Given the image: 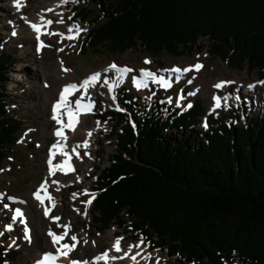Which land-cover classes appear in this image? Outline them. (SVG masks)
Listing matches in <instances>:
<instances>
[{
    "label": "trees",
    "instance_id": "1",
    "mask_svg": "<svg viewBox=\"0 0 264 264\" xmlns=\"http://www.w3.org/2000/svg\"><path fill=\"white\" fill-rule=\"evenodd\" d=\"M92 1L104 18L87 35L92 48L178 57L207 39L230 68L264 69V0ZM76 10L88 19L86 8ZM9 60L0 53V165L21 129L4 110ZM124 101L130 115L113 114L114 154L90 189L95 225L123 227L127 218L152 248L184 264H264V109L255 117L244 110L239 126L207 122L202 133L196 102L180 114Z\"/></svg>",
    "mask_w": 264,
    "mask_h": 264
},
{
    "label": "rangeland",
    "instance_id": "2",
    "mask_svg": "<svg viewBox=\"0 0 264 264\" xmlns=\"http://www.w3.org/2000/svg\"><path fill=\"white\" fill-rule=\"evenodd\" d=\"M9 1L0 0V53L8 56L9 61L12 63L3 82V100L4 110L10 116L19 119L21 129L16 133L14 146L7 151V156L0 165V170H3L0 171V194H3V198L0 199V232L3 233L0 235V264H36L45 253L53 252L55 254L51 238L47 235L48 230L51 228L54 233L59 235L64 230L57 227V224L69 223L71 230L65 240L60 243H73L70 240L72 235H75L80 241L76 248L69 253V258L72 260L80 261L82 259L88 261L89 264H95V258L105 251L111 250L113 241L122 237L123 239L120 241L122 252L128 251L130 245L134 246L143 241L140 244V250L143 251V253L141 252L142 256L150 254L153 258L151 261H147L139 256L137 258L138 264H155L157 257L160 258V264H184L182 259L176 256L169 257L161 249L152 248L144 236L131 230L127 218H124L125 225L123 227L113 225L107 229H100L95 225V217L91 210L92 203L87 206V216L83 215L85 212V203L83 202L90 198L84 195V192L86 190L88 193H92L90 189L93 187L95 175L98 174L96 170L109 165L115 150L114 144L116 141L114 137H110V130L115 125L113 114H119L120 112L116 110L118 106L110 98L111 92L108 91V87L104 85L103 80L108 79L109 83L114 85L112 94L115 101L118 100L124 104L126 101L123 102V95H127L132 100L134 98L136 103L144 110L162 105L165 107V111L176 110L181 114L189 109L187 105L192 106L196 102L203 114L198 118L199 123L194 130L204 133L208 130V125L206 128L204 127L205 121H216L224 117L226 123L239 126L245 122L244 110L250 116L255 117L264 109V86L257 83L258 81H264V69L250 68L246 63L242 65L240 71L230 68L227 60L215 55V43L207 39L198 41L196 45L189 49H183L178 57H171L166 54L152 57L138 46L127 50L123 54H111L105 48H92L86 44L88 33L104 22L100 7L92 0H77L76 3L69 0L67 4H64L62 0H24L22 14L17 13L12 7L8 10L3 9L5 6L10 5ZM51 6H55L58 11L55 10L51 13L45 11L46 16L50 14L46 20L51 19L53 21V24L45 29L46 31H59L67 34V28L72 24L86 28L87 31L81 32L74 41L64 40L62 43L58 42L60 41L59 36L43 35L41 41L43 40L46 45L50 46L37 52L35 35L27 37L29 28L21 20V17L28 15L32 23H39V19L43 17L40 15V12L44 11L42 8L48 9ZM82 8H86L90 12L86 21H82L73 15V13H77L76 9ZM57 13L63 14L64 23H55V21L61 19ZM1 14L5 16H1ZM69 16H72L71 20L68 19ZM13 31L17 33L15 36L11 34ZM72 44L75 47L70 46ZM60 48H63V51H59ZM56 57L59 58L61 65L73 70L78 75L88 69L92 70V74L101 72V80L95 88L89 89L88 93L90 97L91 92L95 93L93 97L95 103L94 114H82L80 116L86 115V127L97 125L96 122L99 121L100 128L98 127V131L91 137V148L88 149L90 157L85 155L79 147L77 149L79 155L73 151L72 147L67 148L68 154L79 161L82 160L84 165L74 168V171L65 175V177H71V181L67 184L60 183L58 185L59 192L56 189L57 185L52 182L47 186L49 194L53 193L60 202L57 209H55L54 207L51 208L48 201H45L46 206L50 209L49 217L58 216L60 220L54 222L44 216L43 222L39 224L36 215L29 217L24 212L23 207L27 204L26 197L33 198L31 194L29 195L30 190L37 191L38 189L34 186L41 184L39 179L41 170H48L49 168L45 163L46 152L44 149L47 148L46 144L52 137L49 133L51 129H43L42 121L44 116H47V112L37 106V102L40 97H44L46 85H51L55 89L58 88L54 78L57 72L55 67ZM145 59L149 60L150 63L144 64ZM197 62L203 65L201 70L204 73L197 74L200 70L190 71L183 74L178 82L175 79V74L164 71L172 67H189ZM111 63H115L120 67L126 66L133 69V71L123 80L118 81L114 73L104 72V68ZM24 64L27 67H21ZM145 68L166 76L172 81V86L165 90L160 85L148 81L147 88L137 90L131 83L130 77L137 76L140 78L139 69ZM40 69L43 71H40ZM18 78L21 80L16 82ZM235 78L241 79L243 83L256 84L258 87L255 86L250 90L247 86H242V83H239L238 87L235 88L233 83H229L220 89H216L212 85L216 80L234 81ZM189 79H191V83L187 82ZM72 80L73 82H79L77 78ZM44 84L46 85L44 86ZM210 88L213 93L208 95L207 91ZM179 89L183 91L180 94L177 92ZM189 93L194 94L189 95ZM79 95H82V93H75L69 97V100L74 104ZM181 96L183 97L182 100L180 99ZM213 96L229 97V99L227 101L222 100V106L212 112ZM237 96H239V100L235 99ZM169 98H171L172 103L168 102ZM178 100L180 106H177L176 102ZM121 109L124 111L123 114L130 115L128 109ZM63 117L67 118L66 115H63ZM47 119L50 122L52 121L50 118ZM84 139V134H80L77 140L84 141ZM54 161L58 163L60 158H55ZM56 176L57 174L52 176L51 179ZM59 177L63 178V173H60ZM74 193L77 195H73ZM23 194H26V197ZM8 197L15 198L17 202L14 203ZM21 200L24 203H19ZM4 204H8L9 207L4 208ZM16 208L21 209L24 213L25 224H21L19 218L15 222L11 220ZM8 225H11V230H7L6 226ZM25 227L28 229L30 239L25 237ZM153 240L156 239L153 238ZM84 241H87V243ZM56 247H59V245H56ZM130 262L134 264L131 259ZM57 264L69 263L57 262ZM99 264H104V262L100 261ZM108 264L119 263L117 260H109ZM234 264L239 263L234 261Z\"/></svg>",
    "mask_w": 264,
    "mask_h": 264
},
{
    "label": "snow or ice",
    "instance_id": "3",
    "mask_svg": "<svg viewBox=\"0 0 264 264\" xmlns=\"http://www.w3.org/2000/svg\"><path fill=\"white\" fill-rule=\"evenodd\" d=\"M62 2L64 4H67L69 2V0H62ZM72 2L76 3L77 0H72ZM14 7L17 10H19L21 8L20 0H14ZM47 11L51 12V11H53V9H48ZM57 15H59L61 17V19L55 21V23H57V24L64 23L63 14L57 13ZM73 15H75V14L73 13ZM21 19H24L26 23H29L30 28L35 33V39L37 41V48H36L37 52L41 51V49L44 47L50 46V45H46L43 41H41L42 35L59 36L60 41H58V42L62 43L64 40L74 41L79 37L81 32L87 31L86 28H81L79 25L72 24V25L68 26L67 34L63 33V32H57V31L48 32L45 29L47 27H50L53 24V21L51 19L43 20V18H42L41 23H31V22L27 21V19L25 17H21ZM68 19L71 20L72 16H69ZM11 34L13 36H15L17 33L15 31H13ZM70 46L75 47L74 44H72ZM58 50L63 51V48H60ZM143 63L149 64L150 61L145 59L143 61ZM202 67H203V65L197 62L194 65H191L189 67H184V68L172 67L170 69H165L164 71L174 73L175 79L178 82L183 74H186L190 71H199L202 69ZM64 70L69 71L68 69H64ZM132 71H133V69H131V68H128L126 66L120 67V66L116 65L115 63L109 64L104 69V72L114 73L116 75V78L118 81L123 80ZM139 77L140 78H138L137 76H131L130 77L131 83L136 87L137 90L147 88L148 81H151L152 83L160 85L165 90H167L168 88H170L172 86V81L169 78H167L164 75H160L159 73H155L153 71L141 69L139 72ZM100 80H101V72H96V73H93L92 75L88 76L82 82H80L78 84L77 83H69V84L65 85L64 88L59 93L58 101L52 105L51 119L53 121H55V123L57 125H59V127L55 131V136L58 138V140L56 143L52 144V149L54 151H52L50 153L48 161H47L48 166H49V168H48L49 176H54L57 172H60V173L67 175L69 172L74 171V168L72 167V165L70 163L69 154L67 151H65L67 137L65 136L64 129L66 128L70 131H75L76 126L79 122V117L82 114H94L93 109L95 107V103H94V101L91 100V97L88 95V93H89V89L95 88L97 83ZM187 82L191 83V79H189ZM103 83H104V85H107L109 92L113 91L114 85L110 84L108 79H104ZM229 83H234V81H221V82L214 84L213 87L216 89H220V88L224 87L225 84H229ZM257 83L264 86V81H258ZM255 86H256L255 84L247 85V87L250 90L253 89ZM77 92H81L82 95L79 98L75 99L74 104H73V102L69 100V97L73 96ZM193 94L194 93H189V95H193ZM85 97H87V102H85ZM112 99L115 100V97L113 96ZM180 99L182 100L183 97L181 96ZM212 99H213L214 104H213V108L211 111L214 112L215 109L220 108L222 106V100L227 101L229 99V97H223L222 98L219 96H213ZM235 99L239 100V96L235 97ZM168 102L172 103L171 98H169ZM176 103H177V106H180L179 100ZM224 106H227V105H224ZM187 107L190 108L191 105L189 104V105H187ZM116 110L121 111L122 109L117 108ZM62 114L67 116V123L63 122V115ZM96 124H97V127H99L100 122L97 121ZM204 127L205 128L207 127L206 121L204 123ZM87 135H88V137H91L92 132L88 131ZM62 141L65 143H62ZM80 146L87 149L89 147V141L87 139L84 140L82 142V145L75 146L73 148V151H77L78 147H80ZM57 155L64 157V159L62 160V162L53 165V158H55ZM77 155H79L78 152H77ZM85 155H88V153L85 152ZM0 171H3V170H0ZM47 183H48L47 181H45V183H42L39 186V189L33 193V196H34V199L37 202H39V204L41 206H44L45 201H48L51 204V207H55L53 197L47 191V186H46ZM52 183L53 184H59V181L53 180ZM58 190H59V188H57V191ZM41 193H43V195ZM73 195H77V194L74 193ZM84 195L90 197L87 201L83 202V203H85V212L83 213V215L87 216V206L91 205L92 200L95 199V194L94 193H88L85 190ZM2 198H3V194H0V199H2ZM8 199L12 200L14 203L17 202L15 200V198H13V197H8ZM19 203H24V201L21 200V201H19ZM3 206H4V208L9 207L8 204H4ZM49 212H50V209L48 207H43V215L46 218H50L54 222L60 220V217H58V216L49 217ZM18 218H19L21 223H24V219H23L24 213L21 211V209L16 208V209H14V214L11 216V220L13 222H15V221H17ZM6 227H7V230H11V225H8ZM57 227L63 228L64 231L62 234L58 235V234L54 233L51 230V228H49L48 233H47V235L51 238V243H52L53 247L55 248V254H53L52 252L45 253L43 255V257L36 262V264H57V261L61 257L68 259L69 253L72 252L76 248V245L80 242L75 235H72L70 237V240L73 243L69 244L68 242H64L61 244L60 242L64 241L65 237L68 236V233L70 232L71 227H70V223L69 224H57ZM24 231H25V237L30 239V237L28 236L27 227H25ZM2 234L3 233L0 232V235H2ZM121 239H123V238L122 237L117 238L113 244L112 250H114L117 253H120L122 251V249L120 247ZM84 242L87 243V241H84ZM142 243H143V241H140L139 244H136L134 246L130 245L128 248V251L124 252L122 256H110L109 251H105L103 254H101L100 256H97L95 258V264H99L100 261H103L104 264H108V261L110 259L111 260H117V259L123 260L125 258H128L129 254L132 252L133 247L138 249V251H136L135 254H132L130 256V259L134 262V264H138L137 257L142 256L141 251H139L140 244H142ZM56 245H59V247H56ZM142 258L147 260V261H151L153 259L150 254L147 256H142ZM69 264H89V262L88 261L69 260ZM155 264H160V258H158V257L156 258Z\"/></svg>",
    "mask_w": 264,
    "mask_h": 264
},
{
    "label": "bare ground",
    "instance_id": "4",
    "mask_svg": "<svg viewBox=\"0 0 264 264\" xmlns=\"http://www.w3.org/2000/svg\"><path fill=\"white\" fill-rule=\"evenodd\" d=\"M22 2V1H21ZM20 2V3H21ZM9 3H10V5H8V6H5L3 9H6V10H8V9H10L11 7L12 8H14L15 9V11L17 12V13H20V14H22L21 12V8L19 9V10H17L15 7H14V0H10L9 1ZM49 8V7H48ZM40 9V8H39ZM43 10H46L47 8H42ZM48 10V9H47ZM46 10V11H47ZM32 13V12H31ZM30 15V14H29ZM46 15V14H45ZM1 16H5L4 14H1ZM22 17H25L26 19H27V21H29V22H31L30 21V19L28 18V15L27 16H22ZM42 17V16H41ZM25 21V20H24ZM32 23V22H31ZM29 24V23H28ZM30 32V33H29ZM29 32L27 33V37L29 38V37H31V35H35V33L33 32V31H31V30H29ZM31 40V39H30ZM43 41V40H42ZM61 63V62H60ZM59 63V58L58 57H56V70H57V72L55 73V75H54V78H55V80H56V82H57V84H58V88L57 89H55L54 87H52L51 85H46V84H44V86L46 85V89H45V95H44V97H40L39 98V100H38V102H37V106H39L41 109H43V110H45L46 112H47V116H44V119H43V121H42V126H43V129L44 130H50V134H51V139L49 140V142L46 144L47 145V148H45L44 150H45V152H46V155H45V157H46V160H45V163H47V160H48V158H49V155H50V153L52 152V151H54L53 149H52V144H54V143H56L57 142V140H58V138L55 136V131L57 130V126H56V123H53V122H50L47 118H50L51 116H52V112H51V108H52V105L57 101V96H58V92H59V90H60V86H62V85H64V84H68V83H71V82H73V78H77L78 80H79V82H82L85 78H87V76L88 75H90V74H92L91 72H92V70H90V69H88V70H84L82 73H81V75H78L76 72H74L73 70H71V69H68L69 71H65L64 69H67V68H65L63 65H61ZM27 67V65L26 64H24V65H22L21 67ZM105 69V68H104ZM42 69H40V71H41ZM43 71V70H42ZM51 72V71H50ZM199 73H204V71H202V70H200V72H198L197 74H199ZM40 74V73H39ZM49 74V73H48ZM42 76H43V73L41 74ZM44 78V77H43ZM53 78V79H54ZM21 79L20 78H18V80H16V82H19ZM44 80V79H43ZM234 80V83H233V85H235V88H237L238 87V85H239V83H242V86H247V85H249V83H243L242 81H241V79H239V78H235V79H233ZM218 82H221V81H219V80H216L215 82H213V84L212 85H214V84H216V83H218ZM44 83V82H43ZM256 85V84H255ZM257 86V85H256ZM260 86V85H259ZM258 87V86H257ZM207 93H208V95H211L212 93H213V90L210 88L208 91H207ZM91 94V100L93 101V97L95 96V93L94 92H91L90 93ZM81 95H79V97H80ZM110 96H112L113 97V95L111 94ZM113 100V99H112ZM85 102H87V98H85ZM50 116V117H49ZM64 120L65 121H67V118H64ZM87 126V117H86V115H84L83 117H80L79 118V122H78V124H77V126H76V129H75V131H70V130H68V129H66L65 130V136L67 137V140H66V147H65V151L67 150V148L70 146V147H72V148H74L75 147V145H82V140H77L78 139V137L80 136V134H84V137H85V139H87L88 141H89V148H87V149H85V148H83L82 146H80L79 148L81 149V150H83L84 151V153L85 152H89L88 151V149H90L91 148V137L93 136V134L94 133H96V131H98L97 129H99L98 127H97V125H92L91 127H86ZM88 131H91L92 132V135H91V137H88V135H87V133H88ZM44 132V131H43ZM84 132V133H83ZM82 138V137H81ZM84 139V140H85ZM62 143H65V142H63L62 141ZM79 151V150H78ZM74 152H77V151H74ZM88 157H90V153H88V155H87ZM69 157H70V163H71V165H72V167L73 168H78V167H82L83 165H84V163L82 162V160L81 161H79V160H77V159H75V157H73L72 155H69ZM55 158H60V161L58 162V163H60V162H62V160L64 159V158H62L61 156H59V155H57ZM55 158H53V165H55V164H57V162H55L54 161V159ZM81 169V168H80ZM57 174V176L56 177H54V179H51V177L52 176H49V171L48 170H41V172H40V177H39V179H40V182H41V184L42 183H45V181H47L48 183H47V185L46 186H48L53 180H58L59 181V184L60 183H62V182H64L65 184H67V183H69L71 180V177H65V174H63L64 175V177L62 178V177H59L60 176V172H57L56 173ZM81 175V174H80ZM80 175H79V177H80ZM48 179H49V181H48ZM40 184V185H41ZM59 184H55V185H57V188H59L58 187V185ZM40 185H35L34 187L35 188H37V189H39V186ZM32 186V185H31ZM62 186V185H61ZM31 188V187H30ZM56 188V189H57ZM56 192V191H55ZM54 192V193H55ZM59 192V191H58ZM33 191L32 190H30V192H29V195L31 194V196H33ZM57 193V192H56ZM42 195H43V193H41ZM58 194V193H57ZM25 197H26V194H23ZM52 197H53V201H54V203H55V209H57V207H58V205L60 204V202L57 200V196H55L53 193L52 194H50ZM26 199H27V204L23 207V209H24V212L30 217L31 215H36V217H37V221H38V223L39 224H41L42 222H43V217H44V215H43V207H47L46 206V202H45V205L44 206H41L40 204H39V202H37L35 199H34V197L32 198V197H30V199L29 198H27L26 197ZM52 208V207H51ZM58 211V210H57ZM27 219V218H26ZM46 220V219H45ZM27 223H28V221H27ZM49 223V222H48ZM114 242L115 241H113V243L111 244V250H109V255L110 256H122L123 255V253L124 252H126V251H121L120 253H117V252H115L114 250H112L113 249V244H114ZM140 249H141V247H140ZM139 249V251H141ZM136 251H138V249H136V248H134V249H132V252H131V255L132 254H135V252ZM142 253H143V251H141ZM145 252V251H144ZM53 253V252H52ZM40 258V257H39ZM138 258V257H137ZM69 260H72L71 258H68V259H65V258H63V257H61L57 262H69ZM111 260V259H110ZM80 261H83L82 259L80 260ZM111 261H113V260H111ZM117 261H118V263L119 264H131V262H130V257H128V258H125V259H123V260H120V259H117ZM34 263V262H33ZM113 263V262H112Z\"/></svg>",
    "mask_w": 264,
    "mask_h": 264
}]
</instances>
